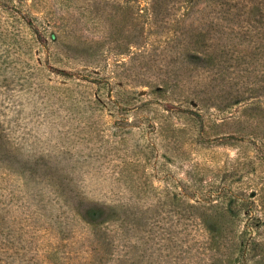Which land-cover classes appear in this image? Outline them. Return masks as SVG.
<instances>
[{
  "label": "rangeland",
  "instance_id": "rangeland-1",
  "mask_svg": "<svg viewBox=\"0 0 264 264\" xmlns=\"http://www.w3.org/2000/svg\"><path fill=\"white\" fill-rule=\"evenodd\" d=\"M156 1L0 0V264H264V0Z\"/></svg>",
  "mask_w": 264,
  "mask_h": 264
},
{
  "label": "trees",
  "instance_id": "trees-1",
  "mask_svg": "<svg viewBox=\"0 0 264 264\" xmlns=\"http://www.w3.org/2000/svg\"><path fill=\"white\" fill-rule=\"evenodd\" d=\"M205 2H207L205 0ZM155 4H157V1L156 0H150V6L153 8L155 6ZM155 9V8H154Z\"/></svg>",
  "mask_w": 264,
  "mask_h": 264
}]
</instances>
